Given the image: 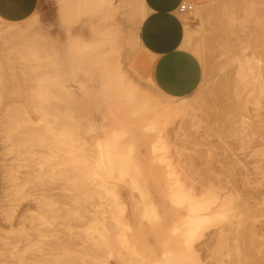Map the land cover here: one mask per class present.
I'll return each mask as SVG.
<instances>
[{
	"label": "rangeland",
	"instance_id": "rangeland-1",
	"mask_svg": "<svg viewBox=\"0 0 264 264\" xmlns=\"http://www.w3.org/2000/svg\"><path fill=\"white\" fill-rule=\"evenodd\" d=\"M118 2L113 0L117 7L110 14L68 22L57 0H0V121L9 106L25 103L33 84V73L22 69L17 59L22 39L33 38L43 57L38 62L41 110L30 112L26 106L19 114L31 122L14 133V148L0 129V264H151L168 250L161 243L185 215L172 210L163 193V167L155 162L156 154L151 158V144L159 141L160 153L186 189L197 198L214 194L230 207L226 221L205 230L194 243L195 261L264 264V0H184L193 6L181 18L183 38L186 31L189 36L184 49L200 62L202 78L197 89L181 99L165 97L150 84L154 57L140 40L142 23L135 30L128 8H118ZM106 31L109 35L104 36ZM76 39L87 50L70 53ZM55 54L70 59L72 97L57 87V68L51 67ZM117 71L157 105L183 100L193 113L152 137L143 136L136 129L142 117L133 115L134 109L120 96ZM107 123L126 128L120 143L141 154V167L146 166L141 168L142 186L158 203L162 225L141 223L138 194L101 166L96 143L102 133L97 127ZM59 129L74 134L70 155L51 146ZM76 158L88 163V181L74 172L79 166L69 161ZM11 165L16 166L18 187L10 185L3 172Z\"/></svg>",
	"mask_w": 264,
	"mask_h": 264
},
{
	"label": "bare ground",
	"instance_id": "bare-ground-1",
	"mask_svg": "<svg viewBox=\"0 0 264 264\" xmlns=\"http://www.w3.org/2000/svg\"><path fill=\"white\" fill-rule=\"evenodd\" d=\"M118 1H119L118 2V5H119L118 8H122V7L128 8L127 13L130 14L132 21H134V28L136 30V27L141 24L142 20L145 17L143 0H118ZM57 2L59 4L60 15L62 16V18L66 19V21H68V22H73V21L78 20L79 18H81L83 16L104 15L106 12L109 13L113 9H116V7H117V6H114L113 0H57ZM131 2L136 3V5L133 6ZM123 11L126 12L125 9ZM26 33H27V31H26ZM114 33H116V32H114ZM105 35H109V32L106 31L104 36ZM133 37L135 38V41L138 44L139 39H138L137 33H134ZM188 39H189V36H188V32L186 31L185 38L183 39L182 48L186 47L187 42L189 43ZM114 41H115V39H114ZM105 44H106V42H105ZM9 45H10V42H9ZM106 45H108V44H106ZM4 47H5V45H4ZM37 48L38 47H37L36 43L34 42L33 38L28 37V38L22 39V41L19 45V49L16 50V54H18V57L17 56L16 57L20 61L19 66L22 69L25 68V70L29 69L30 70L29 72L33 73V80H32L33 84L30 87L29 93L24 97L25 103L20 104V105L15 103V105L9 106V108L5 109L6 112H4V114L1 118V121H0V129L2 130V132L5 133L8 141L10 142V147H12V148L17 146V142H16L17 139H16L14 133H17L19 131L22 123L25 124V122H29V123L31 122L29 116H27L26 118H23V120H22L19 117V114L21 112H25L26 106L29 107L30 112H33V111L38 112L41 110V109L40 110L38 109V108H40V106H39V102H40V98H41L40 90H42V85L40 84L41 82H40L39 74H38V69H39L38 62L43 57L39 56V52H38L39 50ZM197 49H199V48H197ZM85 50H87V46L80 39H76V40L72 41V43L70 44V47H69L70 53H72V52L80 53V52H84ZM196 51H194L193 53H195ZM80 55H82V54H80ZM7 56H8V54H6V57ZM54 56L56 57L55 58L56 62H53L51 64V67H54L55 69L57 68L56 76H55V81L57 83V87H59V90L63 94H65L66 96L72 97L73 92L70 90V82H69L70 81L69 75H71V74H69V73H71L70 72L71 71L70 59H67L66 61H64L63 59L59 58V55L55 54ZM45 57H47V56L45 55ZM76 61H78V60H76ZM69 68H70V70H69ZM240 68H242V67H240ZM243 70H242V73H240V74H243ZM118 71L116 74V78H117L116 84H118V90H119L120 96H121L122 100L124 101V103L125 102L128 103L134 109L133 115L138 116V117H142L137 122L136 129L139 130L143 134V136L152 137L154 133H157V132H160L161 130H163V128L168 123L171 124V122H177V121L181 122L182 119L185 117H186V119H188L187 116L191 112L190 111L191 109L189 110L190 107L188 108L187 102L185 103L182 100L181 102L179 101L180 103L175 102L176 104H174V105H172V103L171 104L168 103L167 105H163V106L157 105L156 103H154L150 99V97L141 93L137 87L132 86L129 82H126L127 80L125 81L124 76H122L120 73H118ZM44 79L46 81V78H43V80ZM42 82H44V81H42ZM72 83L77 85L79 90L85 89V87L81 83H79L78 81H72ZM47 84H50V83L47 82ZM150 84H152V86H153L152 80H150ZM40 86H41V89H40ZM3 89L4 88H2V87L0 88V101L2 99H4ZM42 92L45 93V97H46V94H47L46 91H42ZM45 97H43V98H45ZM191 113H193V111ZM193 117H194V115H193ZM192 121L193 120L191 119L190 122H192ZM180 125H181V123H180ZM227 127H229V126H227ZM31 128L34 129V125H32ZM97 130L99 131V133H102V138L100 140H98L96 143V147H98V150H99L98 157H99V162L101 163V166L103 165L104 168L106 169V171H108L110 173V175H108V176H111V175L115 176L116 178L121 180L120 182H124V187H126V188L130 189L132 192H135L138 194L139 199H137V202L140 205L138 219L141 223L147 224L149 227H158V226L162 225L163 216L161 214L158 203L155 204L156 201H154V202L151 201L152 200L151 197H153V196L150 197L148 195V192L142 186V169H143L142 167L145 166V163L143 166V163L141 162L142 163V167H141L140 160H139V158H142L141 154H138L141 157L137 156V154L134 152L132 145H124V144L120 143L121 139L128 133V130L126 128H117L113 123H107L105 125H99L97 127ZM174 133H175V131H174ZM51 139H53L51 146L54 147V149H56L58 151H62L65 154H69V155L72 152H74L73 143H75L76 140L74 138L73 132H71L70 130L59 129V130L53 132ZM154 139H155L154 141H157L156 137ZM159 142H158V145H159ZM129 144H130V142H129ZM158 145L154 144V142H153V144H151V152H152L151 158L153 159V157H154L153 155L156 154L157 157L154 159L155 162L157 163V165H160L163 167V170L165 173L164 174L165 175V192L163 191V193L165 195L166 200L168 201L169 207L174 211H182L183 210L185 215H184V217L180 218L178 220V222H176L175 224H173L170 227L166 236L164 237V240H163L164 243L163 242L161 243V245H164L163 248H167L168 250L165 249V251L162 254H160V256L158 258L153 260V262L151 264H198L195 261L194 252L192 250L194 243L199 239V237L203 234V232L205 230L212 228V227H216L219 224H221L222 222L226 221V219L229 217L228 212L230 211V207L226 201L217 198V196L214 194L209 193V194H205L204 196L202 195V197H200V198H197L191 191L186 189V187L184 185H182L180 180L177 179L176 174L172 168V165L168 162L165 155L160 153V152H163V147L158 148L159 146H161V145H159V146ZM75 151H77V150H75ZM151 158H150V160L152 161ZM154 160H153V162H154ZM148 161H149V159H148ZM69 162H72L75 165H78L79 167L78 168L76 167V169H74V172L78 171L79 173H81L80 175L83 177L82 180H84V178H85V180H87V178H86L88 175L87 171L89 169L86 167L87 166L86 164H88V163H86V161H84L82 158L71 159ZM144 162H145V160H144ZM146 164H147V162H146ZM154 164L155 163H153V165ZM4 166H6V165H4ZM14 167H16V166H14ZM14 167H12V165H11V168L10 167L9 168L4 167L3 172L8 177L9 182L11 183L10 185L18 187V184L17 185L14 184V182L17 181V177H15L16 173L14 174V171H15ZM98 167H100V166H98ZM86 169H88V170H86ZM15 172H17V171H15ZM29 172H31V171H29ZM143 173H144V171H143ZM60 174H62V173H60ZM76 175H78V174H76ZM80 175H79V177H81ZM70 176H71V174H70ZM3 177H5V176H3ZM77 179H79L78 176L73 177V180H77ZM113 179H114V177H113ZM82 180H80V181L82 182ZM119 180H116V181H119ZM77 182H78V180H77ZM5 185H6V183H5ZM5 189H6V187L3 190H5ZM8 194H10V193H8ZM19 196H20V194H19ZM5 197H6V195H5ZM11 198H12V196H11ZM7 199H10V198L7 197ZM6 202H7V200H6ZM12 202H13V200H12ZM94 204H95V202H94ZM11 207L12 206H10V208ZM6 210H8V209H6ZM6 213L8 214V212H6ZM4 215H6V214H4ZM7 216H9V215H7ZM16 217H18V216H16ZM5 220H6V218H5ZM14 220H13V222H14ZM11 222L12 221H10V225H11V226H9L10 228H12V226L14 224V223L11 224ZM16 223H19V222H16ZM105 231L107 232V230H105ZM169 248H172V249H169ZM174 248H176V249H174ZM84 251L85 250H83V252Z\"/></svg>",
	"mask_w": 264,
	"mask_h": 264
},
{
	"label": "crops",
	"instance_id": "crops-1",
	"mask_svg": "<svg viewBox=\"0 0 264 264\" xmlns=\"http://www.w3.org/2000/svg\"><path fill=\"white\" fill-rule=\"evenodd\" d=\"M184 0H143L145 17L140 40L154 57L151 79L164 96L181 99L199 86L202 67L198 59L182 48L184 14L178 12Z\"/></svg>",
	"mask_w": 264,
	"mask_h": 264
},
{
	"label": "built area",
	"instance_id": "built-area-1",
	"mask_svg": "<svg viewBox=\"0 0 264 264\" xmlns=\"http://www.w3.org/2000/svg\"><path fill=\"white\" fill-rule=\"evenodd\" d=\"M192 11L193 6L186 2H182L178 7V12L181 14L191 13Z\"/></svg>",
	"mask_w": 264,
	"mask_h": 264
}]
</instances>
